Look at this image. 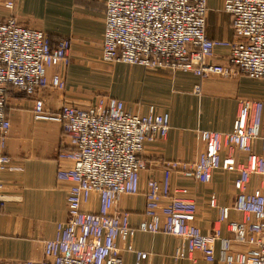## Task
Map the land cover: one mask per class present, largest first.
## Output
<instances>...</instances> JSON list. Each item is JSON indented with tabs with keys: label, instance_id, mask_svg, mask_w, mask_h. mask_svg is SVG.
<instances>
[{
	"label": "built area",
	"instance_id": "1",
	"mask_svg": "<svg viewBox=\"0 0 264 264\" xmlns=\"http://www.w3.org/2000/svg\"><path fill=\"white\" fill-rule=\"evenodd\" d=\"M105 4L104 61L264 79V0H224L234 34L231 41L208 35L207 0H105ZM217 46L229 48L227 63L213 61ZM69 51L67 38L52 40L14 17L0 18V205L1 174L13 169L4 150L11 126L5 110L10 87L34 96V119L62 125L68 142L58 156L72 162L57 172L59 179L70 183L66 218L57 223L56 235L44 241L43 258L24 264H123L118 240L135 254V264H141L147 253L136 249V231L181 238L177 259L198 251L208 262L264 264V187L247 188L252 176L264 178V101L242 99L229 132L200 130L204 148L195 160L163 162L160 178L146 181L144 219L133 227L111 213L110 206L120 195L141 192L140 174L147 168L142 152L146 144L167 136L169 113L150 107L142 114L110 96H99L85 106L64 102L49 111L43 98L35 95L49 86L64 88L62 71L69 63ZM49 68L56 69L51 76ZM194 91L199 93L200 85ZM256 142L261 153L254 150ZM237 153L245 157L239 159ZM218 170L237 172L232 206L241 217L229 219L230 207L218 205L212 196L209 205L218 211L217 225L204 233L195 222L196 202L187 188L173 187L171 175L209 183ZM94 194L98 209H84ZM223 224L228 235L222 232ZM234 243L243 248L235 249Z\"/></svg>",
	"mask_w": 264,
	"mask_h": 264
},
{
	"label": "crops",
	"instance_id": "2",
	"mask_svg": "<svg viewBox=\"0 0 264 264\" xmlns=\"http://www.w3.org/2000/svg\"><path fill=\"white\" fill-rule=\"evenodd\" d=\"M224 0H207L206 31L215 39L234 38L230 16L223 10ZM105 0H0V18L14 17L23 26L44 31L52 40H70L69 63L63 69V89L51 86L35 96L43 98L49 111H56L64 102L85 106L99 96L123 100L139 113L150 107L169 113L170 128L163 139L146 144L142 157L147 168L140 174L141 192L120 195L110 206L121 221L137 227L144 219L143 191L150 177L160 178L159 166L169 160L193 161L203 150L199 137L202 129L229 132L232 129L240 101H264V79L243 73L229 76L193 71L149 68L139 64L107 62L102 59V38L105 27ZM213 61L228 62L229 48L217 46ZM56 71L48 69V75ZM200 85V92L194 88ZM11 88V87H10ZM13 88V87H12ZM13 88L8 92L5 110L11 120L5 152L13 169L2 172L0 205V264H24L44 255V241L56 235L57 223L66 218V196L69 182L57 177L60 167L69 168V159H60L67 138L62 125L55 121L33 118L34 96ZM10 91V90H9ZM255 152L261 153L259 142ZM243 159V153H237ZM236 171L218 170L209 183H201L177 173L171 175L173 187H185L187 195L197 205L196 224L204 233L217 225L218 211L209 205L212 196L218 205L229 206V219L241 214L233 209ZM264 187V179L252 176L248 190ZM99 199L92 195L83 204L86 210H97ZM222 232L227 234L225 225ZM136 249L147 253L141 264H223L217 259L206 261L198 251L184 259L175 258L183 240L163 232L136 231ZM125 243L117 241L123 264H135V254ZM234 248L243 246L234 243Z\"/></svg>",
	"mask_w": 264,
	"mask_h": 264
},
{
	"label": "rangeland",
	"instance_id": "3",
	"mask_svg": "<svg viewBox=\"0 0 264 264\" xmlns=\"http://www.w3.org/2000/svg\"><path fill=\"white\" fill-rule=\"evenodd\" d=\"M208 35H209V34H208ZM209 36H210V35H209ZM210 37H211V36H210ZM12 89H13V88H10V89H9V90H10L9 93H10V92H13ZM14 90H15V89H14ZM17 91H18V90H17ZM8 96H9V94H8ZM8 96H7V98H8ZM263 179H264V178H263Z\"/></svg>",
	"mask_w": 264,
	"mask_h": 264
},
{
	"label": "trees",
	"instance_id": "4",
	"mask_svg": "<svg viewBox=\"0 0 264 264\" xmlns=\"http://www.w3.org/2000/svg\"><path fill=\"white\" fill-rule=\"evenodd\" d=\"M12 88V87H11Z\"/></svg>",
	"mask_w": 264,
	"mask_h": 264
}]
</instances>
